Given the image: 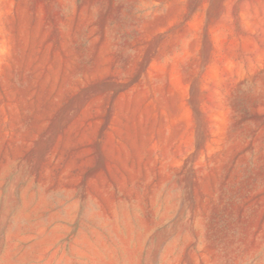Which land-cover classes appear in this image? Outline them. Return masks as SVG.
<instances>
[{
    "label": "rangeland",
    "instance_id": "rangeland-1",
    "mask_svg": "<svg viewBox=\"0 0 264 264\" xmlns=\"http://www.w3.org/2000/svg\"><path fill=\"white\" fill-rule=\"evenodd\" d=\"M0 264H264V0H0Z\"/></svg>",
    "mask_w": 264,
    "mask_h": 264
}]
</instances>
